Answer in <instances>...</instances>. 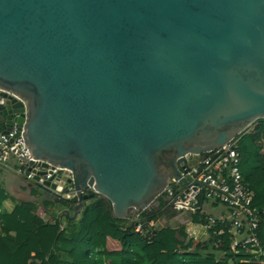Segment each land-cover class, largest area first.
I'll use <instances>...</instances> for the list:
<instances>
[{
  "label": "water",
  "instance_id": "1",
  "mask_svg": "<svg viewBox=\"0 0 264 264\" xmlns=\"http://www.w3.org/2000/svg\"><path fill=\"white\" fill-rule=\"evenodd\" d=\"M258 120L264 0H0V124L71 172L58 221L96 197L120 220L155 211L170 179L203 186L181 176L185 155Z\"/></svg>",
  "mask_w": 264,
  "mask_h": 264
},
{
  "label": "trees",
  "instance_id": "2",
  "mask_svg": "<svg viewBox=\"0 0 264 264\" xmlns=\"http://www.w3.org/2000/svg\"><path fill=\"white\" fill-rule=\"evenodd\" d=\"M254 124L255 133L245 131L237 142L244 183L254 192L251 208L261 216L259 239L264 246V120ZM5 200L0 188V264H264V258L245 261V255L231 253L227 240L215 249L212 232L208 243L194 244L184 226L156 227L150 239H143L132 224L114 218L110 203L101 197L84 205L77 220L66 217L64 225L58 219L45 223L27 202L4 211ZM51 200L46 207L57 201ZM58 203L64 205L61 209H73L69 201ZM163 208L161 202L144 216L157 222L169 210ZM191 222L204 224V216L197 212ZM108 241L119 244V250L109 251Z\"/></svg>",
  "mask_w": 264,
  "mask_h": 264
},
{
  "label": "built area",
  "instance_id": "3",
  "mask_svg": "<svg viewBox=\"0 0 264 264\" xmlns=\"http://www.w3.org/2000/svg\"><path fill=\"white\" fill-rule=\"evenodd\" d=\"M18 126L14 124L7 130L0 124V167L7 168V163L13 160L18 166L17 174L28 186L57 201L70 202L75 196L71 172L50 164L42 167V162L31 157ZM237 138L220 149L202 155H185L179 164L181 176L191 184L200 183L203 186L184 187L179 180L170 179L152 204L157 208L162 202L163 209H177L190 215L201 213L205 204L221 208L218 215H206L205 223L195 224V228L204 229L209 237L212 232L215 249H221L227 240L231 253H241L247 261L264 258V246L259 239L260 213L251 208L254 192L244 183L240 171ZM30 162L33 164L29 165ZM47 182L49 186L45 185ZM80 192L82 195L96 194L89 186ZM144 213L146 211L131 209L125 220L132 224L135 233L143 239H150L158 223L147 220Z\"/></svg>",
  "mask_w": 264,
  "mask_h": 264
},
{
  "label": "crops",
  "instance_id": "4",
  "mask_svg": "<svg viewBox=\"0 0 264 264\" xmlns=\"http://www.w3.org/2000/svg\"><path fill=\"white\" fill-rule=\"evenodd\" d=\"M255 131H256V129H255ZM255 131L248 132V133H250L252 135V133H255ZM259 145H261V144H259ZM263 154H264V152H263ZM17 169H18V166H17L16 162L13 160H12V164H10V166H7V168L0 167V188L4 192V195L6 196V200L4 201V203L2 205V209L4 211L10 212L16 205L23 204V203L27 202V203L32 204L34 206L35 214L40 219H42L45 223L52 224L58 218L59 213L64 209L60 208L58 210V212L54 215L46 214L45 213V209L47 208L46 204H48V203L51 204V201H52L51 197H49L46 193H44L38 189H35L31 186H28V184L25 183L23 178H21L17 174ZM46 199H48L49 201H47ZM54 203H58V202L54 201ZM89 203H90V201L86 202L84 205H88ZM84 205H83V208H84ZM204 208H205V206H204ZM204 208H203V210H204ZM207 210L209 211V214H213V215H218L222 211L221 208L213 207L209 204H207ZM201 215H202V213H201ZM78 218H79V214L77 215L76 220ZM62 219H63V217H61L60 223L62 222V224L64 225L65 222H63ZM157 225H160V224L158 223ZM178 226H184L185 233L187 234L189 239L194 241V244H206L210 240V237L207 234V232L200 227L195 228V223L191 222V219H190V222H188V223H185V224L179 223L178 225L173 226V227L176 228ZM109 242L110 241H108L107 245L109 244Z\"/></svg>",
  "mask_w": 264,
  "mask_h": 264
},
{
  "label": "rangeland",
  "instance_id": "5",
  "mask_svg": "<svg viewBox=\"0 0 264 264\" xmlns=\"http://www.w3.org/2000/svg\"><path fill=\"white\" fill-rule=\"evenodd\" d=\"M256 128H257V125L253 124L247 129V132H253V131H255ZM10 164H12V160H10L7 163V166H10ZM46 200L49 201L48 199H46ZM103 200L105 202L107 201L105 199H103ZM63 206L64 205H62L61 203H55L53 205H48L47 208L45 209V213L48 214V215H50V214L54 215ZM201 213L204 216L209 214V211L207 210V204H205V208H204V210ZM190 219H191V216H190L189 213H185V212H182V211L177 210V209H169V210H167L165 212H162L160 214V216L158 217L157 222L160 225H158L157 228H160V227H163V226L164 227L165 226H168V227L176 226L179 223H181V224L184 223L185 224V223L190 222ZM62 220H63V222H65L66 221V217H63ZM107 249L109 251H117V250H119V244H117L116 242L110 241L109 244L107 245Z\"/></svg>",
  "mask_w": 264,
  "mask_h": 264
}]
</instances>
